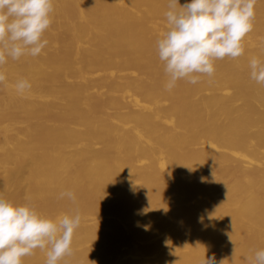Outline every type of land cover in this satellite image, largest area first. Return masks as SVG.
<instances>
[{"label":"bare ground","instance_id":"6f19581e","mask_svg":"<svg viewBox=\"0 0 264 264\" xmlns=\"http://www.w3.org/2000/svg\"><path fill=\"white\" fill-rule=\"evenodd\" d=\"M167 4L53 0L47 46L0 68V194L81 215L58 264H253L264 249V85L249 68L264 60V0L242 56L171 91ZM45 261L36 249L22 264Z\"/></svg>","mask_w":264,"mask_h":264},{"label":"clouds","instance_id":"9594fccd","mask_svg":"<svg viewBox=\"0 0 264 264\" xmlns=\"http://www.w3.org/2000/svg\"><path fill=\"white\" fill-rule=\"evenodd\" d=\"M257 0H191L183 5L168 0L164 13L167 29L157 40L159 60L168 76L166 90L171 91L178 80L191 84L201 75L212 77L214 61L226 57L237 59L244 54L242 41L253 31ZM53 0H0V68L8 59L19 60L25 55L38 56L47 46L44 33L52 23ZM250 78L264 85V60H249ZM7 77L0 70V84ZM31 83L18 79L15 89L23 94ZM60 198L75 201L71 191ZM81 215L64 214L57 219L39 213L31 204H16L0 194V264H22L34 250H46L45 264H58L72 255L74 231ZM235 251V249H234ZM234 255V253H233ZM215 256L200 264H223ZM253 264H264V249L256 250Z\"/></svg>","mask_w":264,"mask_h":264}]
</instances>
